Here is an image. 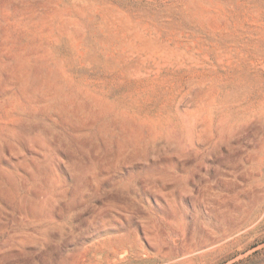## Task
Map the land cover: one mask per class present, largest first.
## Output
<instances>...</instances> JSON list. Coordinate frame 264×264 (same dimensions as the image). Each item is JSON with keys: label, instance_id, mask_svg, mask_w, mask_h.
Masks as SVG:
<instances>
[{"label": "rangeland", "instance_id": "1", "mask_svg": "<svg viewBox=\"0 0 264 264\" xmlns=\"http://www.w3.org/2000/svg\"><path fill=\"white\" fill-rule=\"evenodd\" d=\"M0 264H264V0H0Z\"/></svg>", "mask_w": 264, "mask_h": 264}]
</instances>
